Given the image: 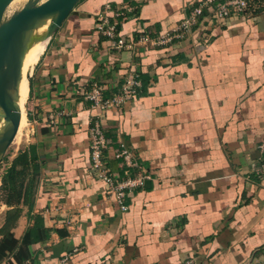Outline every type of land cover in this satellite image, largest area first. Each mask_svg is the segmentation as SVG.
Wrapping results in <instances>:
<instances>
[{
  "label": "crops",
  "instance_id": "1",
  "mask_svg": "<svg viewBox=\"0 0 264 264\" xmlns=\"http://www.w3.org/2000/svg\"><path fill=\"white\" fill-rule=\"evenodd\" d=\"M198 1L78 0L46 38L20 100L40 165L33 208L23 195L7 225L16 239L31 230L29 264L264 262V0L161 47L110 49L94 29L130 6L120 36L163 31ZM131 70L144 79L139 95L100 117L107 168L125 175L114 157L123 145L151 172L121 210L89 167L95 110L75 88L98 82L109 95Z\"/></svg>",
  "mask_w": 264,
  "mask_h": 264
},
{
  "label": "built area",
  "instance_id": "2",
  "mask_svg": "<svg viewBox=\"0 0 264 264\" xmlns=\"http://www.w3.org/2000/svg\"><path fill=\"white\" fill-rule=\"evenodd\" d=\"M247 0H199L192 5L183 18L163 31L148 32L139 29L135 37L129 36L124 39L119 34L118 25L125 20L127 12L132 11V7L124 6L118 9H108L111 13L103 12L95 22L94 29L108 41V48L134 49L137 44L145 47H161L179 41L186 36H190L194 27L200 19L204 18L209 22L221 21L232 15L243 14L246 11ZM141 87V78L138 72H127L116 92L109 95L104 94V87L101 83L92 82L88 89L84 86L75 88L76 92L83 96L90 103L93 118L88 126L89 134V167L97 180H100L106 194L112 195L121 210L127 209L126 199L135 189L143 186L146 179H149L151 172L140 165L135 154L122 145L120 151L114 154L115 158H120L125 167V175L117 176L111 172L105 162L108 141L105 131L101 125L100 117L107 110L117 109L124 103L135 100ZM260 152H264V142L258 145ZM71 225L70 222H67ZM3 264V263H1ZM20 264H29L25 259ZM182 264H196L192 257L185 259ZM245 264H264L258 258L250 259Z\"/></svg>",
  "mask_w": 264,
  "mask_h": 264
},
{
  "label": "bare ground",
  "instance_id": "3",
  "mask_svg": "<svg viewBox=\"0 0 264 264\" xmlns=\"http://www.w3.org/2000/svg\"><path fill=\"white\" fill-rule=\"evenodd\" d=\"M71 6L72 3L65 2V4L57 9L23 18L13 30L9 43L13 44L16 40L20 42V39H23L22 42L27 44H20L15 50H12L8 55V61L6 60L7 58L3 59L7 63V75L4 78L0 76V88L3 90L0 98H2V104L6 111L10 114L0 115L1 155L3 154L4 144L7 141L15 140L19 135L21 125L14 118V111L20 107L22 87L24 86L34 59L39 56L45 46L46 38ZM1 28L0 36L2 33ZM19 34L18 39L16 35ZM13 36H15L14 40H12ZM0 106L2 107L1 104ZM17 129L18 133H15Z\"/></svg>",
  "mask_w": 264,
  "mask_h": 264
},
{
  "label": "trees",
  "instance_id": "4",
  "mask_svg": "<svg viewBox=\"0 0 264 264\" xmlns=\"http://www.w3.org/2000/svg\"><path fill=\"white\" fill-rule=\"evenodd\" d=\"M119 27V25H118ZM141 78V87L144 85V79ZM139 95V92H138ZM40 173V165L38 162V157L35 152V146L29 145L27 149L20 151L12 159L10 165L8 166L6 173L2 175L1 179V189L6 190V196L2 199L3 203L7 206L14 207V215L12 221L19 214L18 207H15L19 203L21 197L23 196L24 203L27 205L30 211L33 208V196L37 184V179ZM28 174V182L26 189L23 192L17 190V179L21 176L24 178ZM10 211V210H9ZM12 213V212H11ZM10 217V218H11ZM10 218H7V223ZM37 239H40V235L37 234ZM33 241V234L29 228H27L20 239L13 237V234L9 232L8 229L1 231L0 234V264L2 261L10 256L11 254H16L20 259L25 260L30 255L29 246Z\"/></svg>",
  "mask_w": 264,
  "mask_h": 264
},
{
  "label": "rangeland",
  "instance_id": "5",
  "mask_svg": "<svg viewBox=\"0 0 264 264\" xmlns=\"http://www.w3.org/2000/svg\"><path fill=\"white\" fill-rule=\"evenodd\" d=\"M46 1H48V0H11V2L7 5V7L5 8V10L3 12L0 28L5 24L4 22L9 21L19 11H21L25 8H28V7L38 6L40 4L45 3ZM20 34L16 35L18 39H19ZM14 39H15V36H13L12 40H14ZM20 40H21L20 42H19V40L18 41L16 40L13 42V44L9 43L8 45H5V53H4L3 58L0 62V76H2L3 78L7 75V63L3 59L7 58L6 60L8 61V55L12 50H15L16 47L20 44H24V45L27 44V43L22 42L23 39H20ZM39 48H40V46H39ZM35 59H36V57H35ZM35 59H34V61H35ZM25 83H24V86L22 87L21 96L26 89ZM2 93H3V90L0 88V95ZM27 102H28V98H26L25 107H24V101H23V103L20 104L19 109L14 111V113H15L14 118H16L17 123L21 125L18 137L13 141H10V142L7 141L4 144V146H5L9 142V145H8L7 149L5 150V152L3 153V155H1L2 150L0 151V155H1V158H0V187H1L2 175L6 173V170H7L8 166L10 165V162L12 161V158L16 154L17 150L26 148V146H28L30 144V140L32 138L31 130H30L31 125L29 123V120L27 119V107H28ZM0 104L3 107L2 108L0 106V115H6V113H7V115L10 114L6 111L5 107L3 106L2 98H0ZM20 112L25 117H22ZM25 112H26V114H25ZM15 133H18V129L15 131ZM27 178H28V174L24 178H22L20 176L17 179V188H18L17 190L23 191V187L25 188ZM5 196H6V190H2L0 188V234H1V231L7 229V225L8 226L11 225V223H12L11 219L14 215L13 209H11L10 211H7L6 206L1 207L2 199H4ZM11 215H12V217H11ZM6 216H8L9 218L11 217V218L9 219L8 223L7 222L5 223L6 224L5 225L3 223H4V221H6V218H7Z\"/></svg>",
  "mask_w": 264,
  "mask_h": 264
},
{
  "label": "water",
  "instance_id": "6",
  "mask_svg": "<svg viewBox=\"0 0 264 264\" xmlns=\"http://www.w3.org/2000/svg\"><path fill=\"white\" fill-rule=\"evenodd\" d=\"M77 1L78 0H48L45 3L40 4L38 6L25 8V9L19 11L16 15H14L9 21L4 22L5 24L1 28L2 33L0 36V62L3 58L4 53H5V45L9 44V41L12 37V33H13V30L15 29V26L23 18L32 16V15L43 14V13L49 12L51 10L57 9L60 6H62L63 4H65V2L66 3H72V6L65 12L63 17L57 23V26L55 27V29H56L61 24V22L65 19V17L68 15V13L70 12V10L73 8V6L75 5V3ZM10 2H11V0H0V24H1L3 12ZM54 30H53V32H54ZM9 142L5 145V147H3V153L7 149ZM0 158H1V156H0ZM147 181L148 180H145V183H147Z\"/></svg>",
  "mask_w": 264,
  "mask_h": 264
}]
</instances>
